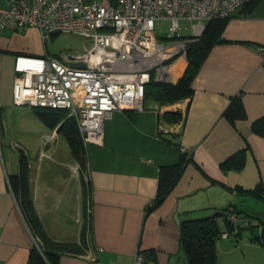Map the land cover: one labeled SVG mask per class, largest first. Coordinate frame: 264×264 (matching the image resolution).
I'll list each match as a JSON object with an SVG mask.
<instances>
[{
	"label": "crops",
	"instance_id": "obj_1",
	"mask_svg": "<svg viewBox=\"0 0 264 264\" xmlns=\"http://www.w3.org/2000/svg\"><path fill=\"white\" fill-rule=\"evenodd\" d=\"M242 12L243 6L231 14L224 41L212 46L200 64L190 98L174 103L147 98L141 108L111 111L102 142L85 144L82 166L72 155H59L55 144H68L56 127L44 124L33 107L13 102L14 57L43 54L40 31L0 32V264H27L34 244L8 183L18 171L20 149L28 159L31 198L43 230L54 241L77 243L83 250L62 253L59 264H126L137 251L145 253L144 264H186L181 221L215 212H223L217 223L222 218L225 225V218L235 214L237 224L255 228L253 237L264 234V196L249 193L264 186V135L252 129L264 118V0L247 15ZM186 65L183 55L172 61L173 82ZM233 98L245 115L231 123L223 112ZM174 111L181 118L172 122L165 113ZM46 135L50 141H44ZM180 148L189 160L160 204L147 212L159 167L178 163ZM240 152L242 167L224 169L223 162ZM241 233L242 228L221 237L230 244L226 254L216 242L221 264H237L238 254L245 260L244 250L249 256L259 250ZM232 236L239 241L229 240ZM258 252L261 258L264 252Z\"/></svg>",
	"mask_w": 264,
	"mask_h": 264
},
{
	"label": "built area",
	"instance_id": "obj_2",
	"mask_svg": "<svg viewBox=\"0 0 264 264\" xmlns=\"http://www.w3.org/2000/svg\"><path fill=\"white\" fill-rule=\"evenodd\" d=\"M247 1L7 0L0 5V32L35 27L43 44L58 32L77 33L90 42L82 52L59 57L45 46L41 55H16L13 102L64 109L75 118L85 144L102 142L108 113L141 108L151 78L174 81L172 61L185 56V44L192 39L173 40L179 37L180 20L190 21L189 36L198 37L207 21L227 17ZM157 19L170 21L168 42L155 35ZM50 140L46 135L44 141ZM229 220L233 223L235 214ZM143 262V252L137 251L126 264Z\"/></svg>",
	"mask_w": 264,
	"mask_h": 264
},
{
	"label": "trees",
	"instance_id": "obj_3",
	"mask_svg": "<svg viewBox=\"0 0 264 264\" xmlns=\"http://www.w3.org/2000/svg\"><path fill=\"white\" fill-rule=\"evenodd\" d=\"M258 1H247L243 5V12L241 14L247 15ZM230 16L211 19L205 23L200 36H188V38L192 39L185 44L187 65L183 74L176 82L157 81L151 78L145 86L143 99H152L158 103H174L190 98L193 93L191 86L192 79L211 47L216 43L224 41L222 32ZM33 110L36 116L48 127H56L58 133L66 140L71 155L82 166L85 163L86 148L75 118L68 115V112L64 109L33 107ZM165 115L170 116L168 119L172 122L178 121L181 118L179 111L166 112ZM223 115L231 123H234L237 118L244 117V109L238 98L231 100ZM252 129L258 134L264 135V118L254 121ZM180 150L178 163L159 167L156 196L147 206V212L160 204L164 196L179 178L183 166L189 160L188 152L181 148ZM243 162L244 155L240 152L228 157L222 166L224 169L231 167L240 169ZM8 183L22 216L36 240V244H33L29 250L27 264H59L62 253H82L83 250L79 244L54 241L43 230L33 206L29 185V164L26 154L22 149L18 153V171L8 176ZM258 191L261 193H258ZM249 193L264 196V186H256ZM225 215H228V213L225 212ZM236 220L231 223L228 217L225 218V230L219 228L216 217H212L211 215L181 221L179 226V242L186 255V264H221L217 259L216 242L224 232L236 234L239 231L240 228L237 226ZM234 230L236 232L233 233ZM252 239H257L261 244H264V234ZM143 254L146 257L145 253ZM257 264H264V262Z\"/></svg>",
	"mask_w": 264,
	"mask_h": 264
},
{
	"label": "rangeland",
	"instance_id": "obj_4",
	"mask_svg": "<svg viewBox=\"0 0 264 264\" xmlns=\"http://www.w3.org/2000/svg\"><path fill=\"white\" fill-rule=\"evenodd\" d=\"M179 31H178V35L179 37L177 38H173V40H181L184 39L185 37L191 35V30H190V21L188 20H180L179 21ZM154 30H155V35L157 38H159L162 41H169V39L167 38L168 35H170L171 29H170V21L168 19H157L155 20V26H154ZM42 41V40H41ZM42 43V42H41ZM90 44L89 39L87 37H84L82 35H79L77 33H73V32H58V33H54L48 36V38L46 39V41L44 42V46L47 50V53L55 56V57H59L61 54H69V53H78V52H82L84 51L85 47H88ZM37 120H39L37 118ZM63 138L61 137L59 143L63 142ZM56 147L58 146V151H59V155H63L65 156V158L71 159L72 156L70 154V150L69 147L66 146V144L62 145H57V143L55 144ZM24 151V150H23ZM65 154H62L64 153ZM57 155L55 158L61 160L62 158ZM47 161H49V159L47 157L44 158V163H46ZM61 168V171H64L65 169H67V167L64 166H59ZM44 170H45V166H44ZM64 184V181L62 182ZM56 217H59V214L57 212L53 213ZM261 217V216H259ZM262 219V217H261ZM219 228L221 230H225L226 227L223 224V220L222 218H219ZM249 224H242V222H240L239 224H237V226L239 228H242V237H245L247 234L250 237L249 240L251 242H255V244L259 247H257L259 250L257 249H252V253L249 256L247 254V250H244L246 253V257L245 260L243 258V255H239L238 254V260L239 262L237 264H257V263H262L264 262V254H262L261 258H258V251L264 252V244H261L259 242V240L257 239H252L253 238V232L255 228L253 227H248ZM253 228V230H252ZM237 237V238H236ZM229 240H235V242L239 241L240 237L238 236H232V237H228ZM228 239H223V238H219L217 243L222 242V249H223V253H225V249L228 248L230 246V244L228 243V241H226ZM253 248V247H252ZM240 252V249H239ZM226 254V253H225ZM260 257V256H259ZM231 258V257H229Z\"/></svg>",
	"mask_w": 264,
	"mask_h": 264
},
{
	"label": "water",
	"instance_id": "obj_5",
	"mask_svg": "<svg viewBox=\"0 0 264 264\" xmlns=\"http://www.w3.org/2000/svg\"><path fill=\"white\" fill-rule=\"evenodd\" d=\"M221 215H222V212H215V213L211 214L212 217H218Z\"/></svg>",
	"mask_w": 264,
	"mask_h": 264
},
{
	"label": "flooded vegetation",
	"instance_id": "obj_6",
	"mask_svg": "<svg viewBox=\"0 0 264 264\" xmlns=\"http://www.w3.org/2000/svg\"><path fill=\"white\" fill-rule=\"evenodd\" d=\"M36 241V240H35ZM34 244H36L35 242H34Z\"/></svg>",
	"mask_w": 264,
	"mask_h": 264
}]
</instances>
